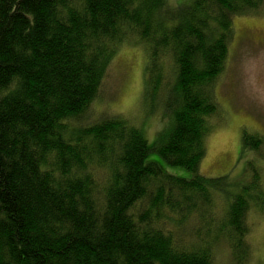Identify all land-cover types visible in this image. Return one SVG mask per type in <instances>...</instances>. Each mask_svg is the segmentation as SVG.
<instances>
[{
  "label": "trees",
  "instance_id": "16d2710c",
  "mask_svg": "<svg viewBox=\"0 0 264 264\" xmlns=\"http://www.w3.org/2000/svg\"><path fill=\"white\" fill-rule=\"evenodd\" d=\"M263 5L0 0V264H218L224 244L249 264L262 174L240 183L200 166L223 110L215 85L232 20ZM125 44L147 50V93L169 115L154 144L125 117L92 116ZM261 143L244 134L246 148Z\"/></svg>",
  "mask_w": 264,
  "mask_h": 264
},
{
  "label": "rangeland",
  "instance_id": "374dc122",
  "mask_svg": "<svg viewBox=\"0 0 264 264\" xmlns=\"http://www.w3.org/2000/svg\"><path fill=\"white\" fill-rule=\"evenodd\" d=\"M168 1L179 8L191 6L194 2ZM232 23L229 55L215 85L223 110L211 120L212 130L206 139L207 151L200 172L207 177L228 174L232 180L245 183L255 168L262 174L264 184V5L257 12L234 16ZM147 62L148 53L144 47L136 44L122 46L109 69L92 116L105 113L125 117L132 125L144 129L154 144L168 125L169 115L164 108L155 109L157 100L147 93ZM171 69L168 60L164 67L166 77H170ZM159 94L161 98L162 93ZM245 133L262 139L258 150L244 146ZM154 159L163 167L167 164L160 156ZM164 169L175 175L191 176L182 167L167 165ZM215 197L214 210L223 212L228 203L226 195L217 192ZM248 223L249 264H264V209L253 207ZM215 253L218 264H236L227 244L218 245Z\"/></svg>",
  "mask_w": 264,
  "mask_h": 264
}]
</instances>
